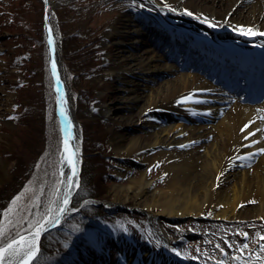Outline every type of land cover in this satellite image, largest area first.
I'll return each mask as SVG.
<instances>
[{
	"label": "rangeland",
	"instance_id": "374dc122",
	"mask_svg": "<svg viewBox=\"0 0 264 264\" xmlns=\"http://www.w3.org/2000/svg\"><path fill=\"white\" fill-rule=\"evenodd\" d=\"M126 1L132 16L161 15L149 0ZM112 2L49 0L81 156L72 202L76 211L41 235L32 264H99L103 263L99 249L111 264H121L125 251L135 258L146 250L144 257L138 254L140 264H172L169 259L186 264H264V214L224 220L214 218L206 207L205 217L151 220L142 204L114 197L116 185H126L129 176L140 177L144 171L151 187L165 182L164 170H155L159 161L153 163V170H146L149 165L121 170L119 156L110 145L108 122L93 107L105 95L112 96V100L105 98L107 104L120 98L115 83L101 77L108 67L106 53L115 49L104 40V29L121 11ZM44 7L43 0H0V248L19 234L36 231L37 223L50 213L60 182L61 135L45 47ZM144 118L150 120L152 115ZM125 124L133 128L132 123ZM159 230L165 231L167 241ZM89 255L97 262L88 260ZM10 263L4 256L3 264Z\"/></svg>",
	"mask_w": 264,
	"mask_h": 264
},
{
	"label": "bare ground",
	"instance_id": "6f19581e",
	"mask_svg": "<svg viewBox=\"0 0 264 264\" xmlns=\"http://www.w3.org/2000/svg\"><path fill=\"white\" fill-rule=\"evenodd\" d=\"M149 2L165 19L168 16L188 24L184 29L192 35L202 30L214 40L230 36L234 38L231 43L238 46L195 41L188 33L178 31L182 30L180 27L173 31L174 37L169 36L171 31L159 26H167L166 23L157 19L150 22L142 14L132 16L127 11L129 2L113 0L112 6L122 12L104 29V40L112 42L115 49L106 53L108 67L101 77L115 83L120 98L107 104L105 98L112 100V96L105 95L93 107L108 122L110 145L119 156L121 170L135 165H149L146 170H153V163L159 161L155 170H164L165 182L162 187H151L148 172L144 171L140 177L129 176L128 184L116 185L114 197L123 202L131 198L142 204L150 219L202 216L206 207L211 208L214 218L224 220L262 216L264 152L260 150L264 149V89L257 88L264 84V58L253 47L264 46V35H245L239 28L264 33V0ZM50 10L48 2L46 22L56 40ZM242 47L252 50L243 52ZM59 66L74 113L61 60ZM239 80L257 89L260 97L241 101L234 96L232 93L242 88ZM241 93L246 95V90L241 89ZM148 114L152 119L144 118ZM68 115L72 121L69 132L78 143L75 118ZM125 123H132L133 128ZM69 144L72 146V140ZM62 152L64 167L67 155ZM156 206L159 210L153 212ZM49 219L50 215L43 225ZM159 231L167 241L165 231ZM27 238L35 237L29 234ZM26 250L21 248L18 255H8L10 261L23 258ZM124 259L122 264H134L133 257L126 254Z\"/></svg>",
	"mask_w": 264,
	"mask_h": 264
},
{
	"label": "water",
	"instance_id": "95a60500",
	"mask_svg": "<svg viewBox=\"0 0 264 264\" xmlns=\"http://www.w3.org/2000/svg\"><path fill=\"white\" fill-rule=\"evenodd\" d=\"M48 34L50 32L48 31ZM49 36L47 37V53H48V59L50 61V66H51V73L53 76V79L55 80V88H56V104H57V114L59 115V118L61 119V124H62V135H63V145H64V151H65V140L67 139V146H68V151L66 153V162L64 163V167L60 161V183L59 186L56 190L55 193V198H54V203L56 207L53 209L51 212V217L48 220V222L44 225L43 229L40 231V234L38 237H35L36 243H35V254L38 248V242L40 240L41 235L45 232L50 230L51 228L57 226L61 220L70 212L73 210L71 207V200L72 196L75 193L77 183H78V174L80 170L79 162H80V155L76 152L75 150V137L71 135V131L69 132V126H70V117H69V111L67 107V103L65 100L64 96V89L62 86V70L60 69L61 67L59 66L60 63V55L59 52L55 49V46L53 42L50 44L49 43ZM55 61V75L53 74V68H52V63ZM58 78V79H57ZM63 109V111H61ZM72 140V146L69 144V141ZM76 152V153H75ZM62 154L60 156V159L62 158ZM71 157L74 165L68 163V158ZM73 172L75 174H73ZM65 199L68 201L67 204L64 203ZM60 209H63V211H60ZM35 232L32 233H27L24 234L21 237L27 238L29 234H34ZM20 237V238H21ZM17 239V240H20ZM28 250L25 251V253ZM34 257V256H33ZM32 257V258H33ZM31 258V259H32ZM27 259V257L24 255L17 260L14 261V264H23L24 260ZM30 260L28 261L29 264Z\"/></svg>",
	"mask_w": 264,
	"mask_h": 264
},
{
	"label": "snow or ice",
	"instance_id": "6c2138e0",
	"mask_svg": "<svg viewBox=\"0 0 264 264\" xmlns=\"http://www.w3.org/2000/svg\"><path fill=\"white\" fill-rule=\"evenodd\" d=\"M186 14L192 15L191 12H187ZM207 22V18H206ZM210 26H215V25H210ZM239 30L241 31L242 34L245 35H264V33H256L254 32L251 28L245 29L243 26H240ZM49 43H52L51 38H49ZM52 68H53V74L55 75V61L52 63ZM58 79V78H57ZM63 111V109H61ZM65 151H68V146H67V139L65 140ZM260 151L264 152V149H261ZM68 163L73 164L74 162L71 157L68 158ZM73 174H75L73 172ZM67 200L65 199L64 203L67 204ZM60 211H63V209H60ZM44 225L43 223H37L36 225V231L34 233V237H38L40 234V231L43 229ZM245 236L247 235L246 233L244 234ZM261 239H264V237H261ZM35 243L36 240L35 238L28 239L25 237H21L20 240H13L11 243H9L5 248H0V264H3L4 261V256L7 253L9 256H14L18 255L19 251L21 248H26L28 251L25 253V256L27 259L24 260L23 264H28V261L31 260V258L35 255ZM244 247H247V245H244Z\"/></svg>",
	"mask_w": 264,
	"mask_h": 264
}]
</instances>
